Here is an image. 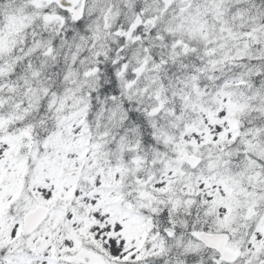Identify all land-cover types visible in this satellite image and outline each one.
I'll use <instances>...</instances> for the list:
<instances>
[{"label":"snow or ice","instance_id":"obj_1","mask_svg":"<svg viewBox=\"0 0 264 264\" xmlns=\"http://www.w3.org/2000/svg\"><path fill=\"white\" fill-rule=\"evenodd\" d=\"M0 264H264V0H0Z\"/></svg>","mask_w":264,"mask_h":264}]
</instances>
